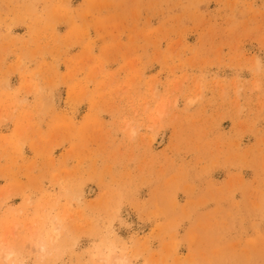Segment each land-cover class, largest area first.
<instances>
[{"label": "rangeland", "instance_id": "1", "mask_svg": "<svg viewBox=\"0 0 264 264\" xmlns=\"http://www.w3.org/2000/svg\"><path fill=\"white\" fill-rule=\"evenodd\" d=\"M114 257L264 264V0H0V264Z\"/></svg>", "mask_w": 264, "mask_h": 264}, {"label": "bare ground", "instance_id": "2", "mask_svg": "<svg viewBox=\"0 0 264 264\" xmlns=\"http://www.w3.org/2000/svg\"><path fill=\"white\" fill-rule=\"evenodd\" d=\"M40 249V251L43 253L44 252V250H45V248L44 247H40L39 248ZM115 258V257H114ZM117 258H115V264H118L119 262L120 263H122L121 261H123L122 259H117ZM114 260V259H113ZM124 262V261H123Z\"/></svg>", "mask_w": 264, "mask_h": 264}]
</instances>
